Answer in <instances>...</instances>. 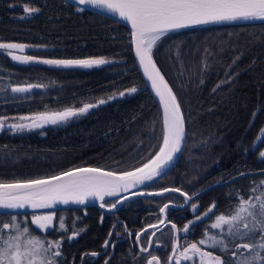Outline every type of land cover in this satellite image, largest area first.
Segmentation results:
<instances>
[{
  "label": "trees",
  "instance_id": "trees-1",
  "mask_svg": "<svg viewBox=\"0 0 264 264\" xmlns=\"http://www.w3.org/2000/svg\"><path fill=\"white\" fill-rule=\"evenodd\" d=\"M24 6L40 11L25 16ZM80 8L66 0H0V42L40 46L25 52L39 58L110 60L92 68L64 67L20 63L0 50V117L106 101L67 122L25 131L0 130V181L47 177L85 165L123 171L145 162L160 146L161 110L137 66L129 28ZM153 57L179 99L186 141L177 163L146 189L173 186L193 194L236 173L263 169L260 152L264 142L254 152L252 146L264 128V22L171 32L154 48ZM28 84L44 87L11 92L13 86ZM133 87L135 93L108 99ZM262 179V174L244 176L212 188L193 200L200 203L202 219L181 216V225L193 217L198 223L195 239L200 241L211 231L217 215L229 214L238 204L233 190L247 199L253 183ZM174 197L179 196L132 198L112 213L88 206L0 214V220L24 218L36 231L31 215L53 213L50 232L40 231V236L45 241H61L64 255L59 259L64 264H72V255L104 249L117 222L112 239L117 232L133 233L114 244L108 264H146V258L135 257L134 233L160 219V208L168 200H176ZM214 203V214L204 217ZM168 210L169 215L180 211ZM110 252L98 256L96 264H105Z\"/></svg>",
  "mask_w": 264,
  "mask_h": 264
},
{
  "label": "snow or ice",
  "instance_id": "snow-or-ice-1",
  "mask_svg": "<svg viewBox=\"0 0 264 264\" xmlns=\"http://www.w3.org/2000/svg\"><path fill=\"white\" fill-rule=\"evenodd\" d=\"M75 3L107 9L110 13L117 14L121 19L130 22L131 38L135 45L136 56L163 105L162 143L159 150L146 163L128 171L117 172L96 167H76L58 175L12 182L0 181V208L2 209H18L24 208L26 205L34 209L46 208L57 202L68 204L70 201L83 204L87 197H98L103 201L106 196H116L121 192H128L129 189L144 185L160 176L177 155L182 153L186 141V129L177 96L153 59L154 48L168 33L178 29L222 21L257 19L264 21V0H75ZM78 10L83 11L84 9ZM23 11L25 16H33L40 10L24 6ZM24 48L25 45L20 43L0 42V50H5L14 61L24 63L36 61L53 66L90 68L109 62L104 58L37 61L35 57L16 55L12 51ZM39 87H44V85H16L11 87V92L25 93ZM136 91L137 89L133 87L127 90V94ZM125 94V92L119 93L120 96ZM115 98V95L108 97L109 100ZM104 103L106 101L101 99L96 104L84 103L82 107L78 108L66 107L62 111L42 112L32 117L19 118L20 121L30 120V123L7 124L8 118L0 117V130L7 127L9 130L22 131L49 123L56 125L83 115ZM261 133H264V128L261 129ZM257 139L264 142V136H258ZM140 146L142 145H138V147ZM260 157L264 160V151L260 152ZM261 174L264 175V173ZM169 191L180 192V189H163L157 195ZM233 192L239 197L238 204L232 208L229 214L217 215L210 226L219 232L212 235H208L206 232L205 238L185 247L180 254L183 259L199 257V264H226V262L227 264H264V181L253 183L250 189L251 194L247 196V199L236 193L235 190ZM132 195H136V193H132ZM183 195L186 200L191 199L187 193H183ZM101 206L103 207V204ZM112 207H115V204ZM168 207L169 205L165 204L160 209L161 213L165 212ZM215 208L214 203L203 216L208 217L209 214H214ZM192 209L195 212L198 205L192 204ZM201 219L200 215L196 216L197 221ZM52 221L51 214L35 215L32 217L31 223L41 230H47ZM194 222L189 221L182 231L187 233L189 225ZM149 227L155 228L156 225H149ZM172 227L176 228L175 225ZM60 228H64L62 220ZM136 237L139 240L140 233H137ZM245 240L249 242H237ZM108 244L109 241L106 240L104 246L107 247ZM205 244L217 249L223 255V259L222 255H216L201 247ZM141 251L148 252V248H142ZM175 252L176 246L173 247V253ZM229 252L231 253L230 257ZM91 255L98 254L93 252ZM60 257H62L61 241H45L35 236L30 227L22 225L14 216L9 222L0 220V264H61ZM172 259L173 257H169L170 261ZM105 264L108 262L106 261ZM147 264H159L158 257L151 255ZM177 264H179L178 258Z\"/></svg>",
  "mask_w": 264,
  "mask_h": 264
},
{
  "label": "water",
  "instance_id": "water-1",
  "mask_svg": "<svg viewBox=\"0 0 264 264\" xmlns=\"http://www.w3.org/2000/svg\"><path fill=\"white\" fill-rule=\"evenodd\" d=\"M66 1H68L70 3H73V4L77 5V6H80V7L89 9V10H92L94 12H98L100 14L106 15V16H108L110 18H113L114 20H116V21H118V22L126 25L129 28L130 35H131L132 28H131L130 22H127V21L121 19L117 14H112L107 9L100 8V7H95V6H92V5H79V4L75 3V0H66ZM259 22H264V21H261V20H258V19L257 20L222 21V22H214V23H207V24H202V25H196V26H192V27H188V28L178 29V30H175V31H180V30H185V29H190V28H197V27H205V26L232 25V24H249V23H259ZM175 31H172V32H175ZM132 47H133L134 58L136 60L137 66H138V68H139V70L141 72V75H142L143 79L145 80V82L147 84L148 90L151 92V94L153 95V97L157 101V103H158V105L160 107V110H161L162 118H163V105L160 102L159 97L156 95L155 90L152 88L151 81L145 75L144 69H143V67L139 63V58L136 56L135 45H134L133 42H132ZM153 59H154V57H153ZM155 62H156V60H155ZM156 65L160 69L161 73L164 75V73L162 72L161 68L157 64V62H156ZM164 77L167 80L169 86L173 89V87L171 86V84L169 83V81H168V79L166 78L165 75H164ZM173 92L175 93L174 89H173ZM175 95H176V93H175ZM177 99H178V97H177ZM178 101H179V99H178ZM182 113H183V111H182ZM183 116H184V114H183ZM162 124H163V119H162ZM185 129H186V125H185ZM259 136H264V133H260ZM161 143H162V140H161ZM260 143H261V140L256 139V141L254 142V144L252 146V151L253 152L259 147ZM184 146H185V144H184ZM184 146L182 148V152H183ZM158 150H159V148L157 149V151ZM181 154H178L177 157L173 160V162L167 168H165L163 170V172L161 173V175L158 176V177H155L152 181H148L144 185H138L135 188L129 189L128 192H121V193H119L116 196H110V197L109 196H106L103 201H101L98 197H87L85 199V202L83 204H79V203H75V202L70 201L68 204H64V203L57 202L55 204H52L50 207H46V208H35L34 209V208H32V207H30L28 205H26L24 208H18V209H2V208H0V214L23 213V212L55 211V210L65 209V208L88 207V206H97V207H99L101 210H103L105 212L112 213V212H115L120 207V205L123 204L125 201H127L129 199H132V198H136V197H161V196H164V195H167V194H178V195L182 196L184 198V200L181 203H175L173 201H167V202H165L162 205V207L165 204H168L169 207L163 213H161V211H160V214H161L160 221L159 222H156L154 224H150V225H156L155 228H157V230H161V229H163V227H165L166 224L174 225L171 222H167L166 223V218H167V214L166 213H167V210L169 208L185 209V208H187L191 204V202H192L193 199H196L197 197H199L200 195L204 194L205 192L209 191L212 188L219 187V186H223V185H227V184L235 181L236 179H238L240 177L252 176V175H259L261 173H264V168L263 169H257V170H251V171H242V172L236 173L234 175H231L227 179L214 182L211 185L207 186L206 188L201 189L198 192L194 193L193 195H189L184 190H182V189H180L178 187H173V186L166 187V188H162V189H158V190H148V189H146L147 186H149L150 184H152L153 182L157 181L158 179H160L161 177H163L165 174H167L172 169V167L177 163V161L180 158ZM147 161H148V159L145 162H143L142 164L146 163ZM142 164H140V165H138L136 167H140V166H142ZM79 167H96V168H102V167H98V166H87V165H85V166H79ZM136 167H133V168H130V169H127V170H123V171L132 170V169H134ZM103 169H105L106 171H114V170H109V169H106V168H103ZM117 172H119V171H117ZM58 174H55V175H58ZM241 174H244V175H241ZM9 182H12V181H9ZM177 188L180 189V192L169 191V192H165V193H162L160 195H157V193H161L163 189H177ZM132 193H136V195H132ZM183 193H187L188 194V197H191V199L190 200H186V198L184 197ZM195 194H198V195H195ZM124 197H127V198L125 199ZM114 199H116V202L113 203V204H115V207H112L113 204H107L106 203L107 201L114 200ZM117 201H119V202L117 203ZM102 204H103V207L101 206ZM161 221H164V223H161ZM115 225L116 224H114L113 227H115ZM150 229H152V228H150L149 225H147V226L143 227L138 233H140V235H141L142 233H144V232H146V231H148ZM142 230H146V231H142ZM175 230H176V228H175ZM110 239H111V233L109 234V237H108L107 240L110 241ZM136 241L139 244V240H137V237H136ZM107 247H106V249H107Z\"/></svg>",
  "mask_w": 264,
  "mask_h": 264
},
{
  "label": "flooded vegetation",
  "instance_id": "flooded-vegetation-1",
  "mask_svg": "<svg viewBox=\"0 0 264 264\" xmlns=\"http://www.w3.org/2000/svg\"><path fill=\"white\" fill-rule=\"evenodd\" d=\"M209 185H211V184H209ZM193 194H189V195H193ZM176 195L179 196V197H174V199H176V200H174V201L170 200V201H173L175 203L183 202L184 198L182 196L178 195V194H176ZM193 200H195V199H193ZM193 200H192L191 204L187 208H185V209H177V210H180V211H176L175 215H173V214L169 215L168 214L169 210L167 211V213H166L167 214L166 223L167 222L173 223L176 226V230L173 229L171 224H166L165 227H163V229H161V230H157V228H152V229H150V230H148V231H146V232H144V233H142L140 235L139 244L136 241V234L143 227L140 228L138 231H136L134 233V242H135L136 247H137V252H134V253H135V257L138 260L140 258L141 259L146 258V262H147V260L150 258V256L154 255V256L158 257L159 264H177V258L179 259V264H198L199 263V257H194L192 259L185 260L180 255L183 252V249L185 247H188V245H190L191 243L198 242L195 239V231L198 229V226L196 224H198V223L194 222L193 224L189 225V230H188L187 233L182 231L184 226L186 224H188L189 221H193L194 220L193 217H196L200 213V210H201L200 203H198V202L193 203ZM111 204H113V203H111ZM123 204H121L120 207ZM192 204L198 205V209L195 212L192 209ZM119 208L116 211H118ZM182 210L183 211L187 210V211L186 212H182ZM189 214H191L193 217L188 219V221H184L185 222L184 225H181L183 223H181L180 217L181 216L187 217ZM43 215H46V214H43ZM52 216H53V221H54L55 220V216L53 214H52ZM160 219H161V217H160ZM160 219H158L156 222H159ZM53 221H52L51 225H53ZM156 222H154V223H156ZM116 223L117 222H115V224ZM50 227L44 232V234L50 232ZM113 229H114V227L110 230L111 239L109 241L107 249L105 247L104 249L98 250V251H93L92 250L90 252H84V253L81 254V256L80 255H72L73 258H74V261L72 262V264H76L75 261L77 259L79 260V262L77 264H96V258L98 256L102 255V254H107L109 252V249H111V252H110L109 256L105 260V261H107V259H109L112 256V254H113L114 244H116L117 242H120L122 240H125L127 238V236L132 235V233H133L131 231H129V232L128 231H126V232H117L116 236H114L115 238L112 239V237H113ZM153 233H155V234L153 235ZM70 240L72 241V239H70ZM168 241H169V244L167 243ZM174 246H176V252L175 253H173V247ZM201 247L204 248L207 251H211V250L207 249L204 245H201ZM142 248H148V252H142L141 251ZM61 250H62V246H61ZM93 252L97 253L98 255H95V256L91 255V253H93ZM212 252H214V254L218 255L216 253V251H212ZM63 255L64 254L62 252V256ZM189 255L191 256V253H189ZM68 257H69V255H67V258ZM169 257H173V259L170 261ZM62 261H64V260H62ZM61 264H64V263H61Z\"/></svg>",
  "mask_w": 264,
  "mask_h": 264
},
{
  "label": "rangeland",
  "instance_id": "rangeland-1",
  "mask_svg": "<svg viewBox=\"0 0 264 264\" xmlns=\"http://www.w3.org/2000/svg\"><path fill=\"white\" fill-rule=\"evenodd\" d=\"M2 43H18V42H2ZM20 44H23V45H25V48L23 49V50H12L13 52H14V54H16V55H23V56H30V55H27L25 52H26V50H28V49H34V48H40V46H36V45H33V44H27V43H20ZM5 51V50H4ZM31 57H34V56H31ZM35 58H37V61H40V60H44V59H48V58H39V57H35ZM93 58H104V59H106L107 61H109L110 62V60L109 59H107V58H105V57H93ZM84 59H88V58H84ZM17 62H19V61H17ZM32 62H34V63H40V62H36V61H32ZM32 62H27V63H32ZM20 63H24V62H20ZM42 64H44V63H42ZM99 66H101V65H99ZM71 67H82V66H71ZM93 67H96V66H93ZM83 68H88V67H83ZM90 68H92V67H90ZM126 94H127V91H124ZM121 93V92H120ZM113 96V95H112ZM115 96H120L119 95V93L118 94H115ZM110 97V96H109ZM59 111H62V110H59ZM48 112H54L53 110L52 111H48ZM38 113H42V112H37V113H29V114H22V115H19V116H10V117H7L8 118V120H7V124H12V123H21V122H23V123H30L31 121L30 120H26V121H20L19 120V118L20 117H32L33 115H35V114H38ZM47 125H53V124H44V125H42L41 127H43V126H47ZM38 128H40V127H38ZM34 129V128H33ZM25 130H29V129H24V130H22V131H25ZM262 151H264V149L262 150ZM261 151V152H262ZM260 181H264V179H262V180H260ZM257 195L259 194V193H256ZM48 213V212H47ZM43 214H46V213H43ZM42 213H35V214H32L31 215V217H30V220H32V217L33 216H35V215H43ZM53 213H51V215H52ZM47 215V214H46ZM15 218H16V220L18 221V222H21L22 223V225H26V223H24V218H19V217H17V216H14ZM33 226H34V228H36V231H34L33 229H31L32 230V233L35 235V236H38V237H40L41 238V236H40V231L42 232V233H44L46 230H41V229H39L36 225H34V224H32ZM26 226H28V225H26ZM29 227V226H28ZM219 232V230H217V229H212L211 228V231L209 232V234L208 235H212V234H214V233H218ZM43 239V238H42ZM245 242H249V241H240V243H245ZM205 246L207 247V246H209V247H211L209 244H205ZM199 264V263H198Z\"/></svg>",
  "mask_w": 264,
  "mask_h": 264
}]
</instances>
